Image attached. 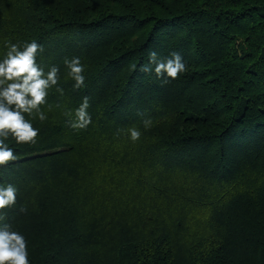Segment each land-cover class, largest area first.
<instances>
[{
	"label": "trees",
	"instance_id": "1",
	"mask_svg": "<svg viewBox=\"0 0 264 264\" xmlns=\"http://www.w3.org/2000/svg\"><path fill=\"white\" fill-rule=\"evenodd\" d=\"M32 40L64 95L26 115L37 143L10 138L20 159L0 168L18 188L0 224L30 264H264V0H0V60ZM150 51L187 71L141 72ZM84 96L92 123L73 129Z\"/></svg>",
	"mask_w": 264,
	"mask_h": 264
},
{
	"label": "clouds",
	"instance_id": "2",
	"mask_svg": "<svg viewBox=\"0 0 264 264\" xmlns=\"http://www.w3.org/2000/svg\"><path fill=\"white\" fill-rule=\"evenodd\" d=\"M8 51L0 60V168H6L16 163L20 157L9 146L10 138L16 144H35L39 136V129L33 126L28 117L39 119L41 122L47 119L42 106L48 103L49 90L55 91L61 96L64 89L59 86L60 69L52 65L45 71L37 62V55L44 51L43 45L36 40L19 44L7 45ZM64 64L68 69L67 76L74 81V90L85 87V66L79 56L65 58ZM135 69V65H133ZM144 73H154L157 78L176 80L187 71L186 63L182 56L173 51L169 57H159L155 51L149 52L148 64L139 69ZM90 98L84 96L81 104L73 111L64 113L69 119L68 125L77 130L86 129L92 118L88 112ZM49 110L51 106L49 105ZM74 115V119H72ZM143 127L148 130L152 126V120L145 118ZM123 131V130H118ZM127 133L133 142L141 137L139 128L130 127ZM18 188L11 184H0V212L13 208L17 203ZM27 207L21 206L18 214H26ZM5 217L0 215V220ZM0 264H30L28 242L25 236L16 230L10 223L0 224Z\"/></svg>",
	"mask_w": 264,
	"mask_h": 264
}]
</instances>
